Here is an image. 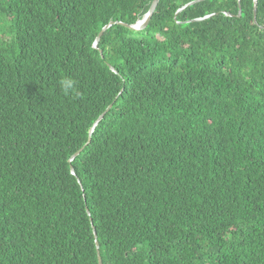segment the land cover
I'll return each mask as SVG.
<instances>
[{
	"label": "trees",
	"instance_id": "trees-1",
	"mask_svg": "<svg viewBox=\"0 0 264 264\" xmlns=\"http://www.w3.org/2000/svg\"><path fill=\"white\" fill-rule=\"evenodd\" d=\"M191 1L0 0V264H264V0Z\"/></svg>",
	"mask_w": 264,
	"mask_h": 264
},
{
	"label": "water",
	"instance_id": "water-1",
	"mask_svg": "<svg viewBox=\"0 0 264 264\" xmlns=\"http://www.w3.org/2000/svg\"><path fill=\"white\" fill-rule=\"evenodd\" d=\"M197 1H201V0H193V1H191V2H189V3H187V4H185V5L181 6V7L178 9V11L182 10L184 7H186V6H188V5H191V4H193V3L197 2ZM239 1H240V0H238V14H237L238 16L241 14V8H240ZM157 3H158V0H152V2H151V4H150L149 9L147 10V12L143 15V17H142L141 19L137 20L134 24H130V25H129V24L122 23V22H110L109 24H106L105 26H103L102 29L100 30V32L98 33L96 39H95L94 46H96V44H97V42L99 41L100 36L102 35V33H103V32H104V31H105V30H106L111 24H113V23H119V24H121V25H123V26H125V27H128V28H130V29H134V30H141V29H143V28L148 24L149 19H150L151 15H152V12H153L154 8L156 7ZM256 5H257V0H253V16H254V17H255V13H256ZM208 16H210V15H207V16H205V17H203V18H206V17H208ZM203 18H197V19H195V20H201V19H203ZM110 106H111V105H108V107L105 109V111H104L102 114H100V116L98 117L97 121L100 120V119L103 117L104 113L109 109ZM97 121H95V123H96ZM95 123H94V124H95ZM94 124H93V126H94ZM93 126H92V128L90 129V132L93 130V128H94ZM76 154H78V152H76L74 155H72L71 159H73L74 156H75ZM71 170H72V172H73V168H71ZM87 213H89L88 210H87ZM93 230H94V228H93ZM94 232H95V231H94ZM94 235H95V233H94ZM95 237H96V235H95ZM95 242H96V246L98 247V243H97L96 240H95ZM98 264H102V263H101V259H100L99 256H98Z\"/></svg>",
	"mask_w": 264,
	"mask_h": 264
},
{
	"label": "clouds",
	"instance_id": "clouds-1",
	"mask_svg": "<svg viewBox=\"0 0 264 264\" xmlns=\"http://www.w3.org/2000/svg\"><path fill=\"white\" fill-rule=\"evenodd\" d=\"M58 86L60 88V91L66 95H79L77 89H76V81L73 77L69 75H63L58 81Z\"/></svg>",
	"mask_w": 264,
	"mask_h": 264
}]
</instances>
